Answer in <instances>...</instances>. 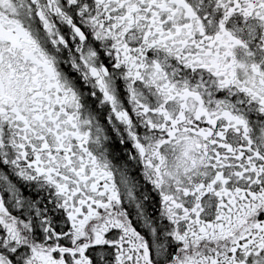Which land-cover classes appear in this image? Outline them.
Here are the masks:
<instances>
[{"label": "snow or ice", "instance_id": "6c2138e0", "mask_svg": "<svg viewBox=\"0 0 264 264\" xmlns=\"http://www.w3.org/2000/svg\"><path fill=\"white\" fill-rule=\"evenodd\" d=\"M0 264H264V0H0Z\"/></svg>", "mask_w": 264, "mask_h": 264}]
</instances>
